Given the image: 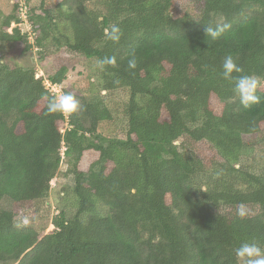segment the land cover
Instances as JSON below:
<instances>
[{
    "label": "trees",
    "instance_id": "obj_1",
    "mask_svg": "<svg viewBox=\"0 0 264 264\" xmlns=\"http://www.w3.org/2000/svg\"><path fill=\"white\" fill-rule=\"evenodd\" d=\"M176 3L62 0L53 15L29 9L32 44L16 3L0 16V47L13 44L21 56L35 49L45 74L0 63V203L46 204L48 215L64 156L73 186L63 195L76 211L67 219L61 207L45 234L0 208V264H240L242 243L264 248V175L240 164L247 149L264 151V0H193L195 16L173 13ZM225 23L219 39L205 36V27ZM113 24L122 33L116 42L106 33ZM229 54L243 74L261 78L258 105L245 108L222 77ZM73 56L95 60L105 95L72 93L82 110L66 119L48 113L55 94L43 79L61 85ZM106 57L115 63L101 69ZM115 93L122 98L110 101ZM115 115L122 136L104 137L101 125ZM184 137L209 145L207 161L174 145ZM241 206L259 211L241 217Z\"/></svg>",
    "mask_w": 264,
    "mask_h": 264
},
{
    "label": "rangeland",
    "instance_id": "obj_2",
    "mask_svg": "<svg viewBox=\"0 0 264 264\" xmlns=\"http://www.w3.org/2000/svg\"><path fill=\"white\" fill-rule=\"evenodd\" d=\"M14 0H0V16L2 14H9L12 11L11 5ZM28 9L32 11V16L43 15L47 11L50 15H53V11L56 6L62 0H23ZM88 7L90 9L98 8L99 5L94 1L88 2ZM188 11L195 16L197 13V8L193 3V0H177L176 5H174L172 12H181ZM214 21L217 23L221 22L219 17H215ZM23 29V27H22ZM25 29V28H24ZM37 51L31 49L27 52L25 56L18 55L14 50L13 44L4 45L3 48L0 47V63L5 61L3 58L7 59L8 63L16 64L18 66L26 67L32 66L35 69L36 75H44V70L38 65L36 60ZM47 54V52L45 53ZM28 58L31 60V63L28 61ZM33 59V60H32ZM46 66L52 64L51 59L47 58L45 60ZM261 84V83H260ZM260 86V85H259ZM61 90H69L71 93L82 95L88 98H93V96L98 95L100 92V84L97 80V63L94 59H86L80 56H73L72 62L67 65V72L65 80L59 85ZM100 95H105L104 92H100ZM122 98L121 93H115L109 95L108 99L110 101H118ZM218 105H214L216 107ZM120 117V116H119ZM118 119V120H117ZM115 122H104L101 125L100 132L104 137H111L117 135L118 137L122 136L123 125L120 122V118L115 115ZM178 149L193 157L204 159L207 161V152L209 150V145L205 142H192L186 137L176 141L174 143ZM61 149V153H63ZM92 154V153H87ZM92 160L94 159L93 155H90ZM66 159L61 157V163L57 176L50 183V193L47 197L49 213L45 214L46 204L40 205H29L26 208L20 209L16 208L11 201L4 199L0 203V208L4 210H13L18 211V223L22 225H32L35 229H41L44 233H48L53 230L51 225V218L59 213L61 207L64 210L66 218H71L75 214V209L70 206V202L65 198L63 192L69 190L73 186V177L66 173L67 165ZM240 164L248 169L250 172L262 177L264 175V151L259 148L247 149L243 152L240 158ZM196 184L201 185L198 181ZM195 185V183L193 184ZM196 186V185H195ZM36 209V210H35ZM239 213L240 211L244 212V215L250 216L259 211L257 207L251 206H241L236 209ZM231 209L221 208L220 213H229ZM37 213V214H35ZM27 217V218H25ZM31 218V220L29 219ZM22 219V220H21ZM29 219V220H28ZM52 226V227H51ZM240 264H243V261L239 260Z\"/></svg>",
    "mask_w": 264,
    "mask_h": 264
},
{
    "label": "clouds",
    "instance_id": "obj_3",
    "mask_svg": "<svg viewBox=\"0 0 264 264\" xmlns=\"http://www.w3.org/2000/svg\"><path fill=\"white\" fill-rule=\"evenodd\" d=\"M231 27L230 24H223L216 27H205V36L215 41L219 39L225 31ZM107 36L110 40L116 42L119 41L121 36V29L118 25H111L106 30ZM115 63V57H106L98 61V66L103 69L105 65H112ZM137 62L135 56L128 61V67L135 69ZM238 75L233 76V73ZM244 69L239 66L236 60L231 54L226 55L222 62V77L225 80L233 82V92L238 96L240 103L249 108L254 105H258L261 102V98L257 95L258 87L261 83V78L257 75L243 74ZM82 110V105L75 98L72 93L59 94L49 100L47 105V111L49 114H61L70 116L77 111ZM241 217L244 216V212L238 213ZM236 257L243 261V264H264V248L258 243H242L235 249Z\"/></svg>",
    "mask_w": 264,
    "mask_h": 264
},
{
    "label": "built area",
    "instance_id": "obj_4",
    "mask_svg": "<svg viewBox=\"0 0 264 264\" xmlns=\"http://www.w3.org/2000/svg\"><path fill=\"white\" fill-rule=\"evenodd\" d=\"M13 3H16L17 8H18L17 18L19 20V23H18L19 30L22 34H26L28 44H32L34 41L35 34L32 32V29H31V23L29 20V17H30L29 9L23 0H14ZM15 26L16 25H12V27H15ZM43 85L49 92L55 94V96L62 94L59 86L51 84L46 78L43 79ZM64 116L67 119V116L66 115Z\"/></svg>",
    "mask_w": 264,
    "mask_h": 264
},
{
    "label": "water",
    "instance_id": "obj_5",
    "mask_svg": "<svg viewBox=\"0 0 264 264\" xmlns=\"http://www.w3.org/2000/svg\"><path fill=\"white\" fill-rule=\"evenodd\" d=\"M33 60V59H32Z\"/></svg>",
    "mask_w": 264,
    "mask_h": 264
}]
</instances>
